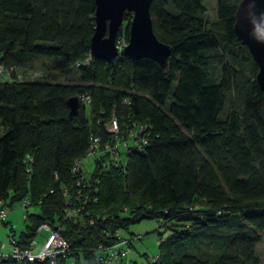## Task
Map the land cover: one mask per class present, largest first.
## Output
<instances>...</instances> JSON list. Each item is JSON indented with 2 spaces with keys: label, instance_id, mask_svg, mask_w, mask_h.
<instances>
[{
  "label": "trees",
  "instance_id": "16d2710c",
  "mask_svg": "<svg viewBox=\"0 0 264 264\" xmlns=\"http://www.w3.org/2000/svg\"><path fill=\"white\" fill-rule=\"evenodd\" d=\"M237 1L215 0L209 19L202 0H151L152 30L170 45L161 66L124 53L82 63L94 0H0V63L9 69L0 74V200L39 207L25 211L28 223L16 236L9 226L18 244L35 240L47 221L69 246L57 264H99L98 246L113 244L115 229L155 217L167 234L139 264H259L264 96L256 63L232 29ZM129 17L125 11V39ZM35 58L40 78L30 74ZM70 95L79 102L72 115ZM111 115L123 137L127 126L144 125L145 142L118 145V164L104 151L93 154L91 170L80 167L87 199L77 214H65L63 189L76 187L71 167L93 135L99 147L112 139L104 127Z\"/></svg>",
  "mask_w": 264,
  "mask_h": 264
},
{
  "label": "water",
  "instance_id": "95a60500",
  "mask_svg": "<svg viewBox=\"0 0 264 264\" xmlns=\"http://www.w3.org/2000/svg\"><path fill=\"white\" fill-rule=\"evenodd\" d=\"M151 0H94L93 31L89 41V53L105 61H111L118 53L135 59L148 57L165 65L170 45L154 34L149 15ZM128 11L127 39L118 50L116 33ZM232 29L256 63L255 80L264 96V0H238L234 11ZM68 115L77 111L76 95L66 98Z\"/></svg>",
  "mask_w": 264,
  "mask_h": 264
},
{
  "label": "built area",
  "instance_id": "2783aa9c",
  "mask_svg": "<svg viewBox=\"0 0 264 264\" xmlns=\"http://www.w3.org/2000/svg\"><path fill=\"white\" fill-rule=\"evenodd\" d=\"M120 48L118 47V50ZM91 58L92 56L88 52V54L82 59V63L87 64ZM0 74L6 77L9 76V69H6L1 63ZM79 100L82 104L88 107V94H81L79 96ZM104 127L106 131L111 134L113 140L107 139L102 143V147H99V136L93 135L86 153L93 155L97 154L99 151H104L107 153V156L112 163L118 164L120 161L118 145L124 146L127 143H133L140 147L142 146L141 144L145 142V138L142 135V129L144 128V125L142 124L132 125V127L127 126V132L124 137L119 135L118 124L116 118L113 115H111L110 118L104 123ZM71 171L76 177V187L72 191L67 188L63 189V194L65 195L63 211L65 214L75 215L78 213L81 204L87 199V193L81 189L84 185L85 175L80 170V159H76L74 161ZM7 209V206L2 204L0 200L1 219L4 217ZM39 229L46 230V234L43 236L36 251L32 250V247L36 243L33 239H31L27 245H20L13 237L9 236L8 247H5L4 242L0 241V264H2V260L6 258L12 259L14 264H31L33 261L42 259H47L48 264H57L58 257L64 256V254L68 252V243L60 235L58 230L51 227L47 221H41L37 225L36 231ZM114 234L118 239L113 244L104 247L100 245L98 246V251L100 252L98 255L99 264H130L128 259L130 246L127 242V238L129 237L121 235L119 229H115Z\"/></svg>",
  "mask_w": 264,
  "mask_h": 264
},
{
  "label": "rangeland",
  "instance_id": "374dc122",
  "mask_svg": "<svg viewBox=\"0 0 264 264\" xmlns=\"http://www.w3.org/2000/svg\"><path fill=\"white\" fill-rule=\"evenodd\" d=\"M205 5V15L207 18L212 19L215 17V0H202ZM125 20L122 19L120 23L121 31L116 34V44L117 47H121L126 42L125 37L123 36V27L125 26ZM38 57H44L41 55H37ZM46 57V56H45ZM40 65L42 63L39 59L33 61V67L36 70V74L30 73L34 75V77L40 78L42 75L38 74V71H41ZM46 68V66H45ZM48 68V67H47ZM46 68V69H47ZM57 75V74H56ZM46 79H52L50 74H46L44 76ZM55 79L66 81L69 80L65 78L64 75H57L54 77ZM121 157L123 159L124 153H121ZM93 166V156L91 154L85 153L82 157H80V167L83 172H88L91 170ZM39 207L35 204L28 205L26 207L23 206V200H14L9 205V208L6 211L5 220L6 224L0 222V241H3L5 247H8L9 244V236L10 230L9 226L12 227V233L16 236L21 230L25 228V224L28 223V220L24 217L25 211L27 212H38ZM158 230L162 233L160 234L157 231V218L155 217H142L137 221L129 222L126 226V229L120 230L121 235L126 237H131V252L129 253V257L135 259V264L145 263L146 258L143 253L148 256H153L157 254L158 250V236H166L167 229L158 228ZM46 230L41 229L36 232L34 235L35 244L32 247L33 251H36L39 247V243L41 242L43 236L45 235ZM260 239L255 243L254 248L256 254L259 258V264H264V228L260 233Z\"/></svg>",
  "mask_w": 264,
  "mask_h": 264
}]
</instances>
